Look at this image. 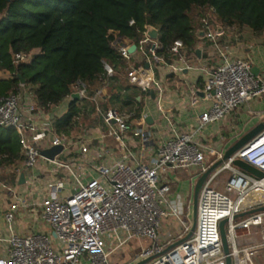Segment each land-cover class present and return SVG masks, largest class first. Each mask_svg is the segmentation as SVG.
<instances>
[{
    "label": "built area",
    "instance_id": "built-area-1",
    "mask_svg": "<svg viewBox=\"0 0 264 264\" xmlns=\"http://www.w3.org/2000/svg\"><path fill=\"white\" fill-rule=\"evenodd\" d=\"M215 14L212 7L201 12V39L209 50V58L199 66L189 61L190 57L195 61L196 54L187 53L180 40L174 41L167 50L174 59L168 65L165 57L157 52L158 42L146 35L150 26H144V37L138 45L134 44L133 53L129 52L133 43L121 37L119 31H108L109 47L128 65L124 88H138L146 95L153 90L159 109L163 87L155 75L156 66L168 65L169 71L178 75L199 69L206 76L202 93L211 102L210 106L197 117L191 132L180 131L170 123L172 136L157 141L155 155L148 164H128L126 160L132 156L123 142L127 132L142 129L145 119L112 108L103 109L104 87L91 90L77 81L68 99L72 100L71 96L76 94L79 100L88 102L92 116L99 118L105 127L99 140L112 138L124 152L110 164L96 163L109 155L102 141L93 148L86 135L75 138L59 135L55 120L47 117L32 95L19 92L0 96V129L16 133L22 155L21 164L0 169L4 177L14 174L13 182L0 181V190L12 200L4 214L9 235L7 253L0 258V264H80L83 260L87 264H111L112 251L137 238L148 239L151 245L135 256L136 262L149 259L146 264H226L229 256L231 264H252L256 252L252 250L264 247V177L257 178L233 163L241 160L264 175V130L205 180L198 195L195 230L183 242L180 241L191 226L183 221L185 214L178 202L169 199V185L160 181L168 171L198 168L204 173L210 167L206 165L207 159L211 160L210 165L221 160L225 153L223 138L204 142L199 134L208 125L222 122L235 110L264 97V75H254L250 61L232 57L223 40L224 31L214 23ZM137 53L142 61L136 66L129 65ZM29 60L24 53L13 55L14 63ZM102 65L106 78L117 76L110 63L102 60ZM190 94L195 105L196 92L191 90ZM139 134L142 146H146L149 134L142 130ZM52 147H61L62 151L53 160L43 158L41 151ZM72 152H76L75 157H71ZM60 155L62 160H58ZM40 161L50 164L51 178L44 180L46 195L35 199L32 192L40 191L34 189L37 179L26 176V172ZM225 171L230 177L222 181L219 190L218 177ZM21 175L27 188L23 193L18 192ZM32 211L46 231L16 233L14 224L18 213ZM32 216L31 221L37 224ZM169 216L180 222L182 239L165 250L158 234L162 220ZM223 220H226L227 254L219 232ZM254 235L258 239L248 241Z\"/></svg>",
    "mask_w": 264,
    "mask_h": 264
},
{
    "label": "trees",
    "instance_id": "trees-1",
    "mask_svg": "<svg viewBox=\"0 0 264 264\" xmlns=\"http://www.w3.org/2000/svg\"><path fill=\"white\" fill-rule=\"evenodd\" d=\"M209 7L215 10L216 25L264 34V0H0V72L8 75L0 76V87L5 86V95L28 87L38 107L48 111L68 99L81 81L91 90L108 88V106L120 113L136 104L138 115L137 94H121L116 78L105 77L102 60L116 73L125 75L128 70L109 47L108 31H119L138 45L144 26L154 27L159 32L157 52L167 59L176 40L187 51L194 49L198 19ZM16 53L27 54L29 62L14 63ZM90 112L89 103L71 100L66 113L55 120L56 132L69 134ZM21 159L16 133L0 129V167Z\"/></svg>",
    "mask_w": 264,
    "mask_h": 264
},
{
    "label": "crops",
    "instance_id": "crops-1",
    "mask_svg": "<svg viewBox=\"0 0 264 264\" xmlns=\"http://www.w3.org/2000/svg\"><path fill=\"white\" fill-rule=\"evenodd\" d=\"M217 26L224 31L223 40L229 46L232 57L248 61L250 60L252 67L256 69L259 74L264 75V34L261 36H256L249 29V32H246L245 28L238 29L228 26ZM196 27H200L196 30L199 38L197 39L195 47L192 50L195 52L196 58L194 61L193 58L190 57L189 61L192 64L199 66L209 58V50L207 47H205L201 39L202 34L200 31V20H198ZM192 51L186 50L187 53ZM197 51L199 54L196 53ZM163 56L165 57L168 65L174 61V59L171 58L169 54H167V59L165 55ZM140 61H142V57L138 54V56L134 58V61L132 58V64L130 63L129 65L136 66ZM168 65H158L154 68L155 75L161 81L163 87V100L161 102L172 104L170 109L163 110V112L157 107V100L155 98L152 99L150 94L146 95L138 88L125 89L124 85L126 80L124 74L121 75L117 73V76L115 77L118 81L117 90H119L121 94L131 92L136 93L137 96L135 100L136 102L141 103V110L138 115L135 113V109L137 107L136 104H134V108L132 110L121 113L125 115L131 114L137 119L144 118L145 122L144 125H142V129H140V131L142 130L144 133H148L150 136V141L146 144V146H142L139 130L127 132L124 135V145L127 148V152H129L132 156V158L129 157L126 160L128 164L134 165L139 162L148 164L150 159L155 155L157 141L159 139H167L172 136L170 123L173 124L174 128L180 131L191 132L195 128L197 117L211 104L209 100L204 98L202 93L204 83L206 81V76L203 74V72H201L199 69H192L189 71H184L180 75L172 74L169 71ZM103 87L105 103L102 105V108L106 109L110 108V106H108L109 104L107 103L110 93L108 88L106 89L105 86ZM191 90L196 92L195 105H192L190 94ZM26 94L31 95L29 92ZM77 100L80 101V103L86 102L79 99ZM70 101V99H64L59 105L51 107L50 110L44 112L46 113L47 117L56 120L66 113ZM147 118L150 119L151 124L146 122ZM91 120H93V127L89 129L87 128V130L82 132L80 135H86V138L91 142V146L93 148L100 145V141H102L109 152V155H106L101 161H96V163L100 162L104 164H110L111 161L120 159L124 152L120 150L112 138L106 137L103 140H99L100 134L105 131V127L103 128L101 125V120L99 118L93 117L92 114ZM263 121L264 97L256 99L249 104L235 110L222 122L208 125L199 134V137L201 140H204V142L214 141L218 137H222L224 152H226L242 136L247 134ZM67 137L75 138L77 136L69 135ZM75 156L76 152H72L71 157ZM21 161L15 162L9 166H3L0 169L2 171L3 169L11 168L12 166L21 164ZM210 161V159H207L206 165L211 167L215 163L210 165ZM50 167V164L40 161L34 169L26 172V176L33 175L37 179V182L34 183V189H38V191H40L38 193L34 191L32 192V196L35 199L46 195V190L43 185L45 178H51V174L49 172ZM202 174L203 173H200L198 168H192L188 170L168 171L164 176L161 177V183H167L170 187L169 199L178 202V205H180L183 209L187 219L189 218L190 210L193 209L194 188ZM13 176L14 174H11L9 177H4L0 173V181L6 180L13 182ZM20 185L21 186H19L18 192H25L27 188L24 186V183ZM217 189H222V180H218ZM11 201L12 200L8 194L5 191L0 190V258L5 257L7 253L6 240L9 234L5 228L4 214ZM32 214L35 216L37 224L31 221L34 219ZM14 226L15 232L21 235H27L31 231H34V229L46 231L45 225L43 222H41L39 217H36L35 211L18 213ZM190 226L192 225L190 224ZM180 234V222L176 217L169 216L163 219L161 222L158 241L164 246L165 250H169L182 239L180 238ZM257 237V235L251 236L248 241H256L258 239ZM134 240H137L138 243L133 242ZM143 241H147L148 243L146 244V242ZM132 242L136 248L135 250L134 248L132 249ZM150 245L151 242L148 239H132L125 243L122 247L112 251L109 257L110 262L111 264H137L139 262L134 260L135 254L145 248L150 247ZM108 246L112 248L111 243H108ZM80 264H87V262L86 260H83Z\"/></svg>",
    "mask_w": 264,
    "mask_h": 264
},
{
    "label": "water",
    "instance_id": "water-1",
    "mask_svg": "<svg viewBox=\"0 0 264 264\" xmlns=\"http://www.w3.org/2000/svg\"><path fill=\"white\" fill-rule=\"evenodd\" d=\"M146 35L148 36L149 39L151 40H154V41H157L158 40V37H159V32L156 28L154 27H149L147 32H146ZM136 46L133 44L130 46L129 48V52L130 53H133L134 50H135ZM197 54H199V52L197 51L196 52ZM146 67H147V64H146ZM252 73L254 75H256L258 72L256 69L252 68ZM18 78L21 79V84L23 85L24 84V80L21 78V76L19 75ZM150 96L152 99L155 98V95H154V91L151 90L150 91ZM71 98L73 100H77L78 99V96L76 94H73L71 96ZM172 107V104H169V103H165V102H161L160 103V109L161 110H167V109H170ZM146 122L148 124H151V121L149 118L146 119ZM262 130H264V121L260 124H258L256 127H254L251 131H249L247 134H245L244 136H242L235 144H233L225 153H224V156L221 160H219L218 162H216L213 166H211L208 170H206L202 175L201 177L198 179L196 185H195V188H194V193H193V210H192V226H191V230L190 232L188 233V235L183 239L181 240L180 242H183L187 239H189L194 230H195V221H196V209H197V201H198V195H199V192L206 180V178L217 168L219 167L224 161H226L228 158H230V156L232 154H234L236 151H238L240 148H242L245 144H247L249 141H251L256 135H258ZM62 151V148L61 147H52L48 150H44V151H41V156L43 158H46V159H49V160H53L54 157L58 154H60V152ZM237 168L249 173V174H252L254 176H256L257 178H262L264 177L263 173H261L260 171L256 170L255 168L249 166L248 164L244 163L243 161L241 160H236L234 161L233 163ZM24 183V176L21 175L20 178H19V184H23ZM226 223V220H223L220 222L219 224V232H220V238H221V243H222V247H223V251L224 253L227 254L228 252V246H227V242H226V236H225V229H224V225ZM180 242H178L177 244H179ZM175 244V245H177ZM149 262V259L148 260H144V261H141L137 264H146ZM226 264H231V260H230V257L227 256L226 257Z\"/></svg>",
    "mask_w": 264,
    "mask_h": 264
},
{
    "label": "rangeland",
    "instance_id": "rangeland-1",
    "mask_svg": "<svg viewBox=\"0 0 264 264\" xmlns=\"http://www.w3.org/2000/svg\"><path fill=\"white\" fill-rule=\"evenodd\" d=\"M199 20V19H198ZM246 32H249L247 28H245ZM148 45H146L147 47ZM139 53L136 54V56H133V61H134V58H136L138 56ZM250 61V60H249ZM26 63V62H24ZM131 64H132V61H131ZM139 64V63H137ZM122 75V74H121ZM0 76L1 77H8V75H6L5 73L3 72H0ZM29 88L26 87V88H23L20 92H26ZM28 92V91H27ZM26 92V93H27ZM6 92H5V86H1L0 87V95H5ZM91 112L88 114V115H85L83 116L82 118H80V120L76 123V125L73 127V129L71 130V132H69V134L65 135V136H69V135H72V136H80V134L84 131L87 130V128H92L93 127V120H91ZM63 156L60 155L58 156V160H62ZM230 175L227 171L225 172H222L219 177H218V180L219 181H227L229 179ZM65 195V193H64ZM231 198H234L233 195H231ZM193 210V209H192ZM192 210H190V215H189V223L192 225ZM183 221L184 222H188V219L187 217L183 216L182 217ZM133 242H137V240H134ZM132 242V249L134 248V250L136 249L135 246H134V243ZM143 242H146V244L148 243L147 241H143ZM252 251H256L255 254L253 255V258H252V264H264V247H260V248H256V249H253ZM141 251H139L138 253H140ZM137 253V254H138ZM135 254V256L137 255ZM134 256V258H135Z\"/></svg>",
    "mask_w": 264,
    "mask_h": 264
}]
</instances>
